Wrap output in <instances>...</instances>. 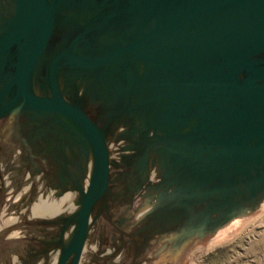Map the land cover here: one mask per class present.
<instances>
[{"label":"water","instance_id":"1","mask_svg":"<svg viewBox=\"0 0 264 264\" xmlns=\"http://www.w3.org/2000/svg\"><path fill=\"white\" fill-rule=\"evenodd\" d=\"M70 91L104 109L103 121ZM8 115L24 116L28 132L35 123L55 176L33 196L39 177L27 173L0 210V230L24 217L5 236L12 264H80L110 184L106 131L122 119L134 163L160 169L161 216L215 225L264 197V0H0ZM14 179L1 169L0 186ZM68 191L71 206L32 213L42 193ZM4 213L13 219L2 225Z\"/></svg>","mask_w":264,"mask_h":264},{"label":"rangeland","instance_id":"2","mask_svg":"<svg viewBox=\"0 0 264 264\" xmlns=\"http://www.w3.org/2000/svg\"><path fill=\"white\" fill-rule=\"evenodd\" d=\"M66 95L79 99L99 122L103 121L105 110L98 109L96 103L71 91ZM23 121L24 116L16 115L0 119V175L3 168L15 177L9 186H0V210L5 204L14 205V195L27 173L39 177L31 187L33 196L40 182L47 188L55 180L54 162L51 159L45 162L39 152L41 147L32 131L35 123L28 132ZM126 123L122 119L106 131L109 145L113 144L110 184L93 211L92 227L80 264H264V197L254 204H243V208H237L233 215L215 225L199 227L188 225V218L184 216L179 219L161 216L162 209L155 205L161 206L164 199L158 197V189L154 188L160 179V169L148 164L143 171L134 163L137 154L132 148H126L134 136L121 131L125 130ZM120 151L124 154L117 158L115 153ZM62 196L56 198L52 192L42 193L33 204L32 213L37 215L34 209L42 198L59 200ZM63 203L70 206L68 198ZM2 215V225L13 219L8 213ZM23 218L20 216L13 225H19ZM13 225L0 230V264H12L14 249L6 250L5 236ZM57 232L59 227L48 235L54 236Z\"/></svg>","mask_w":264,"mask_h":264},{"label":"bare ground","instance_id":"3","mask_svg":"<svg viewBox=\"0 0 264 264\" xmlns=\"http://www.w3.org/2000/svg\"><path fill=\"white\" fill-rule=\"evenodd\" d=\"M90 161H86L85 164L83 165V169H82V174L84 173L85 178L83 180V185L85 186L86 184V179L88 178L89 172H90ZM78 193L77 191H68L65 194H63L62 198H60L59 200H51L48 198H42L40 200V202L35 206V213L37 215H44L49 213V211H51V209H54L56 207H58V209L61 207V204L64 201V198H68V202H70V206L73 204V199L74 197H77ZM66 203V202H65ZM69 204V203H68ZM68 206H66L67 208ZM3 217L4 215L1 216L2 221H3ZM8 219V217H7ZM234 227V226H233ZM55 257V256H54Z\"/></svg>","mask_w":264,"mask_h":264}]
</instances>
